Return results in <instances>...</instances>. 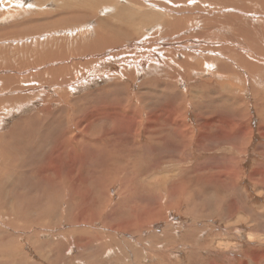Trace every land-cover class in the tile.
I'll use <instances>...</instances> for the list:
<instances>
[{"label": "rangeland", "instance_id": "obj_1", "mask_svg": "<svg viewBox=\"0 0 264 264\" xmlns=\"http://www.w3.org/2000/svg\"><path fill=\"white\" fill-rule=\"evenodd\" d=\"M0 1V264H264V0ZM104 107L130 139L102 137Z\"/></svg>", "mask_w": 264, "mask_h": 264}, {"label": "bare ground", "instance_id": "obj_2", "mask_svg": "<svg viewBox=\"0 0 264 264\" xmlns=\"http://www.w3.org/2000/svg\"><path fill=\"white\" fill-rule=\"evenodd\" d=\"M0 2H2V1H0ZM131 2V1H130ZM133 2V1H132ZM140 2V1H139ZM135 3V2H134ZM232 3V2H231ZM119 5V4H118ZM153 5V4H152ZM157 5V4H156ZM165 5V4H164ZM258 5H259V2H258ZM3 7H4V5H2ZM1 6V7H2ZM91 6V5H90ZM138 6V5H137ZM141 6V5H140ZM159 6V5H158ZM260 6V5H259ZM110 7V6H109ZM157 7V6H156ZM163 7V6H162ZM108 8V7H107ZM154 8V7H153ZM159 8V7H158ZM167 8V7H166ZM88 9H89V7H88ZM111 9V8H110ZM132 9V8H131ZM135 9V8H134ZM138 10H141V9H139V8H137ZM169 9V8H168ZM226 9H228V7L226 8ZM264 9V8H263ZM104 10V9H103ZM116 10V9H115ZM151 10V9H150ZM155 10V9H154ZM84 11V10H83ZM257 11V10H256ZM103 12V11H102ZM144 12V11H143ZM155 12V11H154ZM229 12V11H228ZM79 13V12H78ZM78 13L76 14V15H78ZM88 13V12H87ZM86 13V14H87ZM164 13V12H163ZM8 15V14H7ZM74 15V14H73ZM82 15H83V13H82ZM89 15V14H88ZM49 16V15H48ZM105 16V15H104ZM109 16V15H108ZM119 16V15H118ZM157 16V15H156ZM222 16V15H221ZM220 16V17H221ZM260 16V15H259ZM75 17V16H74ZM112 17V16H111ZM116 17V16H115ZM202 17H204L203 15H202ZM225 17V16H224ZM75 18H77V17H75ZM80 18H81V16H80ZM170 18V17H169ZM168 18V19H169ZM205 18V17H204ZM204 18H202V20H204L205 21V19ZM223 18V17H222ZM55 19V18H54ZM77 19H79V18H77ZM207 19V18H206ZM220 19V18H219ZM218 19V20H219ZM232 19V18H231ZM57 20V19H56ZM56 20H54V21H56ZM116 20V19H115ZM169 20H171V19H169ZM210 20V19H209ZM217 20V21H218ZM224 20V19H223ZM234 20V19H233ZM82 21V20H81ZM118 21V20H117ZM116 21V22H117ZM120 21V20H119ZM57 22V21H56ZM166 22V21H165ZM214 22V21H213ZM216 22V21H215ZM220 22H222V21H220ZM219 22V23H220ZM75 23V22H74ZM81 23V22H80ZM119 23V22H118ZM117 23V24H118ZM123 23V22H122ZM128 23V22H127ZM146 23V22H145ZM219 23H218V25H219ZM229 23V22H228ZM53 24V23H52ZM120 24V23H119ZM125 24V23H124ZM149 24V23H148ZM148 24H146V25H148ZM164 24V23H163ZM169 24V23H168ZM211 24H212V22H211ZM48 25V24H47ZM192 25V24H191ZM216 25H217V22H216ZM63 26V25H62ZM80 26V25H79ZM100 27H101V25H99ZM166 26V25H165ZM172 26V25H171ZM213 26H215V25H213ZM120 27V26H119ZM160 27V26H159ZM162 27V26H161ZM166 27H168V25L166 26ZM178 27V26H177ZM208 27V26H207ZM243 27V26H242ZM52 28V27H51ZM53 28H54V26H53ZM96 28V27H95ZM94 28V29H95ZM121 28H123V27H121ZM139 28V27H138ZM137 28V29H138ZM142 28V27H141ZM154 28H155V26H154ZM158 28V27H157ZM171 28V27H170ZM201 28H203V27H201ZM206 28V27H205ZM238 28V27H237ZM93 29V28H92ZM91 29V30H92ZM102 29V27L99 29V30H97V37H98V39L97 40H105V41H108L111 37H112V35H110V36H108V34L107 33H109V32H107L106 31V29L105 30H101ZM109 29V28H108ZM140 29V28H139ZM162 29V28H161ZM166 29H168V28H166ZM179 29V28H178ZM181 29V28H180ZM197 29V28H196ZM240 29V28H239ZM51 30V29H50ZM174 30V29H173ZM177 30V29H176ZM112 31V30H111ZM117 31V30H116ZM119 31H120V29H119ZM118 31V32H119ZM169 31V30H168ZM168 31H166V32H168ZM172 31V30H171ZM170 31V32H171ZM190 31V30H189ZM123 32V31H122ZM163 32V31H162ZM177 31H175V33H176ZM207 31H201V30H199V33H202V34H204V33H206ZM110 33H112V32H110ZM215 33H217L216 31L214 32V34ZM238 33V32H237ZM236 33V34H237ZM246 33V32H245ZM116 34V33H115ZM123 35H124V33H122ZM130 34V33H129ZM136 34V33H135ZM192 34V33H191ZM202 34H201V36H202ZM250 34V33H249ZM248 34V35H249ZM117 35V34H116ZM119 35V34H118ZM167 35V34H166ZM243 35V34H242ZM69 36V35H68ZM149 36H151V35H149ZM170 36V35H169ZM182 36V35H181ZM192 36V35H191ZM240 36H241V34H240ZM239 36V37H240ZM148 37V36H147ZM168 37V36H167ZM176 37H178V36H176ZM203 37V36H202ZM212 37V36H211ZM214 37H215V35H214ZM237 37V36H236ZM24 38V37H23ZM130 38V37H129ZM143 38V37H142ZM184 38V37H183ZM199 38V37H198ZM227 38V41H231V40H233V41H235V36L233 35V37H226ZM225 38V39H226ZM244 38V37H243ZM136 39V38H135ZM167 39V38H166ZM197 39V38H196ZM245 39V38H244ZM243 39V40H244ZM248 39V38H247ZM62 40V39H61ZM121 40V39H120ZM140 40H141V38H140ZM182 40V39H181ZM180 40V41H181ZM110 41V40H109ZM151 41V40H150ZM156 41V40H155ZM104 42V41H103ZM118 42V39H115L114 40V43H117ZM158 42V41H157ZM245 42H246V39H245ZM108 43V42H107ZM155 43V42H154ZM53 44V43H52ZM56 44V43H55ZM167 44V43H166ZM248 44V43H247ZM23 45V44H22ZM107 45V44H106ZM111 45V44H110ZM26 46V45H25ZM28 46V45H27ZM44 46V45H43ZM55 46V45H54ZM61 46V45H60ZM67 46V45H66ZM69 46H70V44H69ZM228 46V45H227ZM156 47V46H155ZM234 47V46H233ZM249 47V46H248ZM74 48V47H73ZM107 48V47H106ZM232 48V47H231ZM14 49V48H13ZM51 49V48H50ZM110 49V48H109ZM248 49V48H247ZM52 50V49H51ZM144 50V49H143ZM232 50V49H231ZM44 51V50H43ZM64 51H65V49H64ZM161 51V50H160ZM226 51V50H225ZM50 52V51H49ZM66 52V51H65ZM85 52V51H84ZM23 53V52H22ZM52 53V52H51ZM57 53V52H56ZM142 53V52H141ZM102 54V53H101ZM153 54V53H152ZM161 54V53H160ZM218 54H220V53H218ZM55 55V54H54ZM57 55V54H56ZM151 55V54H150ZM227 55V54H226ZM232 55V54H231ZM46 56V55H45ZM104 56V55H103ZM153 56V55H152ZM151 56V57H152ZM162 56V55H161ZM230 56V55H229ZM235 56V55H234ZM150 57V58H151ZM209 57V56H208ZM228 57V56H227ZM47 58V57H46ZM145 58V57H144ZM154 58V57H153ZM31 59H33V58H31ZM234 59V58H233ZM30 60V59H29ZM40 60V59H39ZM151 60V59H150ZM164 60V59H163ZM20 61V60H19ZM26 61V60H25ZM238 61V60H237ZM27 62H28V60H27ZM17 63V62H16ZM29 63V62H28ZM202 63V62H201ZM41 64V63H40ZM232 64V63H231ZM31 66V65H30ZM35 66V65H34ZM41 66V65H40ZM172 66V65H171ZM203 66V65H202ZM222 67L221 69H223L222 70V72H223V74H226V75H228V74H230V75H228V76H226V77H228V80H229V78L232 76V75H234L235 74V72H231L230 73V71L228 70V67L226 66V64H222V65H220L219 64V67ZM20 67V66H19ZM86 67V66H85ZM35 68V67H34ZM28 69V68H27ZM220 69V70H221ZM4 70V69H3ZM190 70V69H189ZM220 70L218 69V71H219V73H220ZM22 71V70H21ZM25 71V70H24ZM28 71V70H27ZM32 71V70H31ZM12 72V71H11ZM26 72V71H25ZM30 72V71H29ZM42 72H43V70H42ZM41 72V73H42ZM28 73V72H27ZM76 75V74H75ZM182 75H184V74H182ZM220 75H221V73H220ZM44 76V75H43ZM222 76V75H221ZM224 76V75H223ZM50 77V76H49ZM7 79V78H6ZM31 79H33V78H31ZM247 79V78H246ZM39 81V80H38ZM37 81V82H38ZM49 81H50V79H49ZM220 81V80H219ZM223 82H224V80H222ZM221 81V82H222ZM230 81V80H229ZM220 82V83H221ZM222 82V83H223ZM19 83V82H18ZM42 83V82H41ZM47 83V82H46ZM45 83V84H46ZM77 83V82H76ZM227 83V82H226ZM230 83V86H232V84H231V81L229 82ZM44 84V83H43ZM50 84V83H49ZM155 84V83H154ZM161 85L162 86H165L164 85V83L162 82L161 83ZM223 85H224V83H223ZM43 86H45V85H43ZM111 86V85H110ZM162 86H160V87H162ZM167 87V86H166ZM214 87V86H213ZM216 87V86H215ZM16 88V87H15ZM28 88V87H27ZM72 88V87H71ZM210 88V87H209ZM223 87H221V89H222ZM162 89V88H161ZM219 89H220V86H219ZM212 90V89H211ZM28 91V90H27ZM66 91V90H65ZM152 91V90H151ZM174 91V90H173ZM100 93V92H99ZM220 93V92H219ZM67 94V93H66ZM210 94V93H209ZM215 94V93H214ZM63 96V95H62ZM201 96V95H200ZM210 96V95H209ZM218 96V95H217ZM229 96V95H228ZM227 96V97H228ZM3 97V96H2ZM178 97V96H177ZM208 97V96H207ZM92 98V97H91ZM157 98V97H156ZM236 98V97H235ZM181 99V98H180ZM184 99H185V97H184ZM217 99H222L223 100V98L221 97V96H218L217 97ZM230 99V98H229ZM228 99V100H229ZM63 100V99H62ZM91 100V99H90ZM149 100V99H148ZM213 101H214V99H212ZM69 101V100H68ZM210 101V100H209ZM224 101H226L225 99H224ZM258 103V102H257ZM121 104V103H120ZM242 104V103H241ZM97 105V104H96ZM124 105V104H123ZM98 106H100V105H98ZM126 107V106H125ZM134 108V107H133ZM133 108H131V110L130 111H132V112H135L134 110H132ZM185 108V107H184ZM4 109V108H3ZM100 109V108H99ZM103 109H106L105 107L103 108ZM103 109L99 112V116H101V114H103V116L102 117H104V119H106V120H108V121H110L111 120V122H112V126H111V128H108V129H106V130H104V133H103V135L104 136H102V137H104L105 138V136H112L116 141L118 140L119 141V139L120 140H125V139H130V135L132 134V133H134L135 131H136V129H135V127H134V124H133V122L134 121H132V117H128L127 116V114H125V112L127 111V110H121V111H119L118 113H109L108 111H107V109L106 110H104L103 111ZM6 110H8L7 108H6ZM198 110V109H197ZM238 110V112H241L242 114L240 115V120L242 121V122H240V120H239V122H237V124H236V121L235 122H231V123H228V128H227V130H224L223 129V127L222 128H220V130H219V132H220V138H219V140L221 139L222 140V142H226V144H232V148H233V151L235 150L237 153H240L241 151H242V148H241V143H242V141H244V137H246V135H247V133H248V131L246 130V128H245V124L247 123V117H244V115L246 114L245 113V109L243 110V109H241V108H239V109H237ZM91 111V110H90ZM90 111H88V113L90 112ZM95 111H97V110H95ZM181 111V115H182V110H180ZM80 112V111H79ZM103 112V113H102ZM237 112V111H236ZM72 113V112H71ZM70 113V114H71ZM171 113V112H170ZM74 114V113H73ZM72 114V115H73ZM79 114V113H78ZM92 115H97L95 112H94V110H93V112L91 113ZM88 115V114H87ZM91 115V116H92ZM152 115V114H151ZM175 115V114H174ZM75 117V116H74ZM83 117V116H82ZM158 119L160 118V117H158V116H156ZM214 117V116H213ZM51 118V117H50ZM49 118V119H50ZM68 118V117H67ZM73 118V117H72ZM157 118H155V119H157ZM70 119V118H69ZM81 119V118H80ZM61 120V119H60ZM79 120V119H78ZM134 120V119H133ZM166 123H172L174 126V128H173V137H177L178 139H179V141L181 142H178L177 141V143L178 144H182V143H184V144H188V142H190V141H187L186 140V138L187 139H191V138H188V135H189V137H190V135L191 134H189V130H188V128H187V126H186V123H185V119L183 118V117H181V118H177V117H174V118H171L170 116H164V119H163ZM230 120V119H229ZM44 121V120H43ZM226 121V120H225ZM83 122H85V120L83 121ZM154 122V123H153ZM153 122H149V125H151V126H153L154 124H156V121H154L153 120ZM46 123V122H45ZM47 123H48V120H47ZM52 123V122H51ZM82 123V122H81ZM136 123V122H135ZM80 124V123H79ZM108 124V123H107ZM203 125V124H202ZM207 125L208 124H204V127H207ZM221 126V125H220ZM83 127V126H82ZM150 128V127H149ZM68 129L70 130V127H68ZM86 129V128H85ZM88 129V128H87ZM42 131V130H41ZM132 132V133H131ZM23 133V132H22ZM89 133V132H88ZM91 133V132H90ZM89 133V134H90ZM93 133H95V132H93ZM83 134V133H82ZM87 134V133H86ZM102 134V133H101ZM199 134H200V136H199V138H198V143H199V146L202 148V145H201V142H202V137H206L207 139H208V141H210V140H212L213 141V139H214V137H213V139H212V135L210 134L209 136L207 135V132H206V129L205 128H203V126H202V129L200 130V132H199ZM218 134V133H217ZM216 134V135H217ZM69 135V134H68ZM207 135V136H206ZM78 136V135H77ZM83 136V135H82ZM89 136V135H88ZM218 136V135H217ZM81 137V136H80ZM42 138V137H41ZM101 138V137H100ZM161 138V137H160ZM159 138V139H160ZM211 138V139H210ZM217 138V139H218ZM33 139H35V138H33ZM81 139V138H80ZM95 139H97V138H94V140ZM172 139H165V137L162 139V147L161 148H159V149H157L158 150V153L159 154H164V153H171V155L173 156L174 155V153L175 152H179V150L176 148V147H178L179 145L178 144H176L173 140L171 141ZM215 140V139H214ZM224 140V141H223ZM70 141V140H69ZM91 141V140H90ZM107 141V140H106ZM230 141H232V143L230 142ZM81 142V141H80ZM115 142V141H114ZM228 142V143H227ZM89 143V142H88ZM113 143V142H112ZM120 143H121V141H120ZM33 144V143H32ZM93 144V143H92ZM99 144V143H98ZM108 144H109V142H108ZM190 144V143H189ZM23 145V144H22ZM26 145V144H25ZM89 145H90V143H89ZM244 145H245V142H244ZM85 146V145H84ZM103 146V145H102ZM117 146V145H116ZM129 146V145H128ZM150 146H152V145H150ZM156 146V145H155ZM175 146V147H174ZM130 147V146H129ZM132 147H134V146H132ZM199 147V148H200ZM33 148V147H32ZM80 148H82V147H80ZM122 148V147H121ZM147 148H148V146H147ZM114 149H116V147L114 148ZM113 149V150H114ZM125 149V148H124ZM134 149V148H133ZM149 149V148H148ZM26 150V149H25ZM75 150V149H74ZM117 150H119V149H117ZM143 150V149H142ZM151 150H156L155 148H151ZM187 150V149H186ZM84 151V150H83ZM83 151H81V152H83ZM112 151V150H111ZM123 151V150H122ZM144 151V150H143ZM58 152V151H57ZM72 152H75V151H72ZM113 152V151H112ZM121 152V151H120ZM120 152H118L117 154H118V156H120ZM150 152V151H149ZM58 154V153H57ZM115 154V153H114ZM58 155H60V154H58ZM71 155H72V153H71ZM171 155H170V157H171ZM18 156V155H17ZM12 157V156H11ZM54 157V156H53ZM53 157H51L52 159H54ZM169 157V158H170ZM19 158V157H18ZM78 158V157H77ZM88 158V157H87ZM116 158H117V155H116ZM122 158H123V156H122ZM168 158V159H169ZM237 158V157H236ZM119 159V158H118ZM159 159V158H158ZM235 159V158H234ZM239 159V158H238ZM16 160V159H15ZM17 160H19V159H17ZM42 160V159H41ZM47 160V159H46ZM170 160V159H169ZM219 160V159H218ZM53 161V160H52ZM58 161V160H57ZM57 161H55V162H57ZM211 161V160H210ZM238 161V160H237ZM15 162H17V161H15ZM158 161L156 160L155 161V163H157ZM214 162H215V160H214ZM216 162H217V160H216ZM55 164H57V163H55ZM169 164H170V162H169ZM204 164V163H203ZM207 164V163H206ZM53 165V164H52ZM1 166H3V165H1ZM0 166V167H1ZM44 167H45V165H44ZM47 167H49V166H47ZM2 168V167H1ZM4 168V167H3ZM218 168V167H217ZM219 168H221V167H219ZM10 169V168H9ZM12 169V168H11ZM58 169V168H57ZM237 169V168H236ZM41 170V169H40ZM9 171V170H8ZM164 171H165V169H164ZM3 172V171H2ZM78 172V171H77ZM239 173V172H238ZM69 174V173H68ZM168 174V173H167ZM166 174V175H167ZM255 174V173H254ZM30 175V174H29ZM66 175V174H65ZM165 175V176H166ZM216 175H218L219 176V178H222V177H224V175H227V174H225V172H223V171H221V170H219V172L216 174ZM61 176V175H60ZM164 176V177H165ZM169 176V175H168ZM1 177V176H0ZM12 177V176H11ZM229 177V176H228ZM227 177V178H228ZM237 177V176H236ZM59 178V177H58ZM167 178V177H166ZM57 179V178H56ZM169 179V178H168ZM172 179V178H171ZM230 179V178H229ZM239 179V178H238ZM12 180V179H11ZM81 180V179H80ZM58 181H60V180H58ZM224 181V180H223ZM227 181V180H226ZM225 181V182H226ZM231 181V183H228V187L226 188V189H230L231 188V186H233L234 185V181L231 179L230 180ZM40 182V181H39ZM114 182V181H113ZM42 183V182H41ZM46 183V182H45ZM151 184V183H150ZM55 185V184H54ZM105 188V187H104ZM225 189V190H226ZM167 191V190H166ZM234 191V190H233ZM235 192V191H234ZM169 195V194H168ZM85 196V195H84ZM86 197V196H85ZM22 199V198H21ZM67 199V198H66ZM171 200V199H170ZM1 201V200H0ZM2 204V203H1ZM110 204V203H109ZM3 206V205H2ZM8 207V206H7ZM1 209H2V207H1ZM0 209V210H1ZM6 211V210H5ZM25 213V212H24ZM260 215V214H259ZM8 217V216H7ZM251 217H253V216H251ZM22 220V219H21ZM148 220H150V219H148ZM251 221V220H250ZM32 222V221H31ZM106 222V221H105ZM32 229V228H31ZM33 230V229H32ZM252 234V233H251ZM19 235V234H18ZM106 235V234H105ZM251 237V236H250ZM3 238H4V236H3ZM85 241V240H84ZM104 244V243H103ZM97 249V248H96ZM50 253V252H49ZM17 255V254H16ZM252 256V255H251ZM264 256V255H263ZM262 256V257H263ZM261 257V256H260ZM5 259H6V257H5ZM243 264V263H242Z\"/></svg>", "mask_w": 264, "mask_h": 264}]
</instances>
